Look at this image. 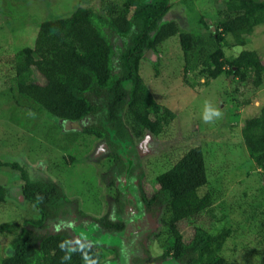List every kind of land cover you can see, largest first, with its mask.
Returning a JSON list of instances; mask_svg holds the SVG:
<instances>
[{"label": "rangeland", "instance_id": "1", "mask_svg": "<svg viewBox=\"0 0 264 264\" xmlns=\"http://www.w3.org/2000/svg\"><path fill=\"white\" fill-rule=\"evenodd\" d=\"M77 5L102 12L100 0H0V160L16 161L30 180L51 182L60 188L63 197L58 214L47 221L45 231L65 230L72 242L93 243L95 255L84 264L152 263L163 253L166 233L158 221L159 214L147 216L141 211L138 180L149 195L156 186L153 176L163 167L160 158L171 162L188 147L199 145L204 152L207 177L200 194L209 191L216 198L194 221L211 231L226 226L233 230L221 249L226 264L263 263L264 244H258L260 237L255 227L264 222V216H259L255 223L243 219L260 171L253 172L241 127L245 119L258 111L264 84L258 88L240 85L231 81V75H220L204 83L195 71L182 75L177 39L168 38L157 53L146 51L139 72L154 100L175 116L157 136L144 130L139 137L121 140L114 137L110 127L106 128L105 137L81 138L83 126L101 129L105 124L101 112L77 122L57 121L33 101L5 88L12 74L9 60L20 48L33 45L37 23L67 16ZM222 5V0H170L163 19H172L187 31L205 33L207 28L199 23L200 19L214 30L213 12ZM244 38V45H231L224 49L225 53L252 49L264 60V21ZM110 39L117 54L127 35L111 34ZM225 39L232 41L230 35H225ZM153 61H158L156 67L152 66ZM206 100L222 113L212 123L202 119ZM86 140L87 150L83 152L80 148L76 157L75 150ZM22 183L16 170L0 166V185L4 189L0 225L12 223L13 227L11 232L0 228V256L8 252L10 238L23 227L22 220L38 217L34 206L20 193ZM120 204L124 207L118 213L116 207ZM103 217L121 222L122 229L100 228L96 220ZM178 230L186 241L193 226L182 222ZM106 246L113 249L108 257L99 251ZM176 257L170 250L155 264H182Z\"/></svg>", "mask_w": 264, "mask_h": 264}, {"label": "trees", "instance_id": "2", "mask_svg": "<svg viewBox=\"0 0 264 264\" xmlns=\"http://www.w3.org/2000/svg\"><path fill=\"white\" fill-rule=\"evenodd\" d=\"M222 4V8L213 12L214 30L199 18V23L207 28L205 33L187 31L172 19L164 20L170 0H100L102 12L77 5L67 16L37 23L33 45L20 48L9 60L12 74L5 88L33 101L57 121L77 122L101 112L105 124L101 129L89 125L80 128L84 139L105 137L108 127L120 140L139 137L144 130L157 136L175 114L154 100L139 70L146 51L157 53V48L168 38L177 39L182 75L195 71L204 83L220 75H231V81L240 85L258 88L264 84V60L257 51L241 49L232 54L224 50L246 43L244 35L252 33L264 21V3L222 0ZM111 34L127 35L117 54ZM225 35H230L232 41L228 42ZM114 54L116 68L112 64ZM32 61L37 64L32 65ZM156 64L158 61L152 62L153 67ZM259 105L258 111L245 119L241 127L243 146L253 172L260 171L253 196L246 202L243 217L246 223H255L259 216H264V176L261 177L264 175V93L259 97ZM87 142L75 150L76 157L80 148L83 152L87 150ZM160 160L163 167L153 176L154 190L149 195L140 191L146 211L153 216L159 214L158 221L166 233L163 253L150 264L159 262L170 250L182 264H226L221 249L233 230L226 226L211 231L194 221L216 198L209 191L200 194L207 183L202 148L193 145L171 162L163 157ZM0 166L18 172L23 181L20 193L38 213L37 219L22 220L23 227L11 236L9 250L0 256V264H84L95 255L93 243L72 242L65 230L45 231L47 221L57 216L61 205L63 196L58 186L30 180L16 161L0 160ZM3 196L0 185V201ZM96 222L109 231H120L123 227L121 222L107 218ZM182 222L193 226L186 241L178 230ZM0 228L13 230L12 223H2ZM255 228L260 237L258 244H264V222ZM99 251L108 257L113 249L106 246Z\"/></svg>", "mask_w": 264, "mask_h": 264}, {"label": "clouds", "instance_id": "3", "mask_svg": "<svg viewBox=\"0 0 264 264\" xmlns=\"http://www.w3.org/2000/svg\"><path fill=\"white\" fill-rule=\"evenodd\" d=\"M222 117V113L216 107H214L209 101L204 102V108L202 112V119L205 123H212L214 120ZM22 195V194H21Z\"/></svg>", "mask_w": 264, "mask_h": 264}, {"label": "flooded vegetation", "instance_id": "4", "mask_svg": "<svg viewBox=\"0 0 264 264\" xmlns=\"http://www.w3.org/2000/svg\"><path fill=\"white\" fill-rule=\"evenodd\" d=\"M140 181H141V180H140V178H139V180H138V194H139V199H138V201H139V204H140V206H141V211H143L144 214H147V216H148V215H152L150 211H146V209H145V207H144V204H143V202H142L141 195H140V191L143 192V195H146V194H145L144 189H143V183H142V181H141V182H140ZM134 185H136V181H135V184H134ZM117 193H118V192H117ZM115 199H116V198H115ZM123 207H124V205H123V206H122L121 204H120V205H117L116 210L118 211V213L121 212V210L123 209ZM155 213H157V212H155ZM154 215L156 216V214H154ZM103 218H104V217H103ZM111 220H112V221H117V220H113L112 218H111ZM142 264H146V262L143 261ZM153 264H155V262H153Z\"/></svg>", "mask_w": 264, "mask_h": 264}]
</instances>
